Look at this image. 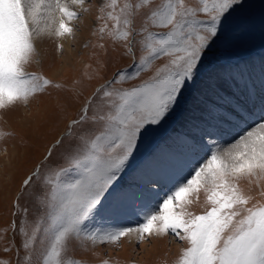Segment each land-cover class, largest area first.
<instances>
[{
  "label": "snow or ice",
  "instance_id": "1",
  "mask_svg": "<svg viewBox=\"0 0 264 264\" xmlns=\"http://www.w3.org/2000/svg\"><path fill=\"white\" fill-rule=\"evenodd\" d=\"M246 6V0H198L196 5L188 0H101L93 55L107 56L110 44L112 52L119 48L121 57L133 58L132 71L118 70L84 102L55 142L54 147L64 146L63 163L42 173L53 155L50 149L22 181L14 206L23 219L19 227L15 219L11 224L14 236L22 237V264H82L68 257L71 245L89 251L118 245L132 234L137 243L153 235L186 242L177 264H264V203L253 204L241 186L246 181L264 196V65L258 77L248 64L217 67L211 95L201 98L199 134L182 142L172 161L177 176L162 197L157 180L122 184L142 139L181 108L227 26ZM90 10V0H0V113L27 107L49 89H64L43 73L27 71L26 65L38 55V39H75V22ZM57 48L62 51L63 44ZM142 73L151 75L130 88L114 87ZM231 133L233 142L222 147L220 138ZM7 135L0 131V139ZM201 192L204 211L195 214L189 207L199 202ZM145 196L151 199L139 206L142 222L136 227L88 230L95 215L117 212ZM25 197L38 204L30 230L29 208L20 205Z\"/></svg>",
  "mask_w": 264,
  "mask_h": 264
},
{
  "label": "rangeland",
  "instance_id": "2",
  "mask_svg": "<svg viewBox=\"0 0 264 264\" xmlns=\"http://www.w3.org/2000/svg\"><path fill=\"white\" fill-rule=\"evenodd\" d=\"M92 1L95 2V5L91 4ZM188 2L196 5L198 0H188ZM246 3L245 10L233 17L227 26L225 36L218 42L215 54L210 56V62L213 61L217 67L221 63L235 64L237 61L253 65L254 57L257 58V54L260 55L264 52V0H246ZM100 4L101 0H90V7L92 8L90 12L84 13L88 19L87 24L82 23V16L81 20L75 22L77 35L75 39H69V47L63 45V50H58L57 44L62 43L60 40H56L55 42L51 41L50 47L44 48L43 53L38 55L42 58L45 57L43 60L46 62L43 70L39 69L42 61L38 57L26 65L27 71L42 72L54 82L64 85V89H49L45 94L40 95L43 99L40 100L38 95L27 107L19 106L15 111L17 114L13 112L10 116H13L10 120L14 125V130L9 129L7 116L0 114V131L10 133V135L0 139V260L7 261L9 264H22V258L26 254L21 248L22 237L18 232L14 236L11 230L14 219L17 222V227L20 226V221L23 219L21 209L14 206L17 194L21 191L22 181L42 161H45L50 149L53 151V155L51 160L46 163L45 168L41 169L42 173L47 168L63 163L59 157L64 146H54L56 140L65 133L69 122L78 117L82 105L92 96L95 89L105 83L106 80L112 79L118 70L128 69L129 72L132 71L129 66L133 64V58L131 56L121 57L122 49L119 48L117 52H112L110 44L107 56L97 57L93 55L94 52L98 51L92 47L93 44L97 43V37L92 35V31L98 23L96 16ZM139 23L138 19L137 27H139ZM82 24L85 26L84 28H82ZM85 44L89 46L85 47ZM140 55L141 53L137 50L136 59H139ZM36 60H39V63H36ZM157 63L161 62L158 61ZM209 66H211L210 63L206 70ZM206 70L200 81H205ZM149 75L151 73H142L138 79L117 84L114 87L130 88L147 79ZM89 76L92 78L89 79ZM69 89H74V91ZM188 95L189 92L186 93L185 100L189 99ZM192 109L195 107L193 106ZM190 111V105H182L165 125L154 126L155 130L142 139L123 175L122 184L125 187H135L143 185L149 180H157L160 188L168 190L172 181L170 168L173 158L164 160L161 154H155V149L160 145L169 147L171 142H174L173 139L168 138V133H171L173 129V131L176 129L184 130V125L181 126V124L184 115ZM24 115L26 116L24 117ZM199 116L200 114H197L195 118H199ZM22 117L26 119H22ZM191 131L190 134H197L195 129ZM225 137L227 136L225 135ZM228 137L224 141L227 140L230 144L233 142V136L228 135ZM67 143L68 141L65 140V145ZM13 144H15L16 149L11 151L10 148ZM241 186L245 192L253 197V204L264 203V196L260 194V188L249 185L246 181L242 182ZM160 188L158 192L159 196L162 197L165 190ZM35 191H40L38 185ZM150 199V196H145L141 201H133L117 212H103L95 215L87 222V228L92 231L117 226L136 227L138 223L142 222V217L137 215L139 206L142 203H147ZM20 205L29 208L30 230L31 222L36 219L38 214V204L32 198L25 197L20 199ZM204 207L205 195L201 192L199 202L191 205L189 210L195 214H201ZM14 212L16 213L15 216L13 215ZM39 214L42 215V213ZM155 237L153 235L141 243H137L136 236L132 241L130 237H125L120 240L118 245H98L89 251H85L76 243L70 246L67 255L69 258L80 260L82 264H100L103 259H108L112 264H177L183 249L188 247L187 243L179 241L174 236H165L162 241L156 243ZM5 247H10L11 250L5 252Z\"/></svg>",
  "mask_w": 264,
  "mask_h": 264
},
{
  "label": "bare ground",
  "instance_id": "3",
  "mask_svg": "<svg viewBox=\"0 0 264 264\" xmlns=\"http://www.w3.org/2000/svg\"><path fill=\"white\" fill-rule=\"evenodd\" d=\"M95 2L94 1H92L91 2V4H94ZM95 5V4H94ZM92 8V7H91ZM90 14V13H89ZM89 16H91V15H89ZM87 16L85 15V14H83L82 15V23H84V24H87ZM85 26L82 24V28H84ZM77 35V34H76ZM69 39L70 38H66V39H63V40H60V42L63 44V45H66L67 47H69V45H70V42H69ZM57 39H55L54 37H47V36H45V37H43V38H41V39H38L37 40V42H36V47H37V51H38V55H40V54H42L43 53V50H44V48H46V47H50V45H51V41L53 42H55ZM93 40V39H92ZM53 44V43H52ZM37 55V57L42 61V64H40L39 66V69H42L43 70V68H44V65H45V60H43V59H45V57L43 56V58H42V56L41 57H39ZM255 56V55H254ZM257 56H258V54H257ZM254 58H256V56L254 57ZM247 59V58H246ZM253 60V59H252ZM251 60V61H252ZM257 59H255L254 60V62H253V64L255 63V61H256ZM240 61H241V59H240ZM235 63V62H234ZM237 63H240V64H246V63H244V62H238L237 61ZM250 63V62H249ZM222 64V63H221ZM210 65L212 66H209L208 67V69L206 70V76H204V80L205 81H200L194 88H192L190 91H189V99H186V100H184V103H183V106H186V105H190L191 106V111L190 112H188L186 115H184V120L182 121V124H181V126L182 125H184V130H178V129H176L175 131H173L172 130V132L170 133H168V138L169 139H173L174 140V142H171V145H169V147H167V146H165V145H160V146H158L156 149H155V154H161L162 156H163V158H164V160H169V159H171V158H173L174 159V157L176 156V155H178L181 151H182V149H181V144H182V142L185 140V138H187V137H190V136H194V134H190L189 132H192L191 130L192 129H195V132L197 133L196 135H198L199 134V129L196 127V124H197V122H198V119L199 118H195V116L197 115V114H200L201 113V109H202V104H201V98H204V99H207V98H209V96L211 95V77H212V75L214 74V72H215V70L217 69V64H214L213 63V61H211L210 62ZM257 65V63L255 64V65H251V64H249V66L251 67V69H252V71L254 72V74L258 77L259 76V74H260V71H261V66L260 67H257L256 66ZM75 66V65H74ZM74 69V68H73ZM72 69V71L74 72V70ZM77 69V68H76ZM60 72H61V70H60ZM76 72V71H75ZM42 73V72H41ZM49 73V72H48ZM62 74V73H61ZM60 74V75H61ZM66 74V73H65ZM59 75V76H60ZM63 75V74H62ZM63 77V76H62ZM39 97V99L41 100V99H43L42 98V96H38ZM39 100V101H40ZM40 103H41V101H40ZM193 106L195 107V109H192L193 108ZM188 108V107H187ZM25 109V108H24ZM192 110H194L193 112H192ZM15 111H17V108L15 109V110H13V111H10V112H7V113H0L2 116L3 115H6L7 116V118H8V120H9V122H8V124H9V126H10V128L9 129H12V130H14L15 128H14V125H12V123H11V118L13 117H10L11 116V114L13 113V112H15ZM185 111V110H184ZM16 114H17V112H15ZM185 114V113H184ZM18 115H19V112H18ZM26 115H24V117H25ZM28 116V115H27ZM24 117H22V119H26V118H24ZM182 119V118H181ZM21 120V119H20ZM177 121H178V119H177ZM177 123V122H176ZM178 125V124H177ZM17 126V125H16ZM20 127V126H19ZM182 128V127H181ZM172 129V128H171ZM228 135H230V136H234L235 135V133H231V134H228ZM228 135H226L227 137H228ZM16 136H17V134H16ZM227 137H225V136H223V137H221L220 138V143L222 144L221 146L222 147H227L228 146V142H227V140H225L224 141V139L225 138H227ZM16 138V137H15ZM18 138V137H17ZM229 138V137H228ZM231 138V140H232V137H230ZM13 140H14V137H13ZM225 142V143H224ZM227 142V143H226ZM229 142H230V140H229ZM13 143H15L14 141H13ZM231 144V143H230ZM16 149V146H15V144H13V146H12V148H10V150L11 151H14ZM188 159H195V157H192L190 154L188 155V157H187ZM49 160H51V158H49ZM48 160V161H49ZM47 161V162H48ZM173 161V160H172ZM172 167L170 168V178L173 180L174 178H176V176H177V169H176V165L172 162V165H171ZM135 234H132L131 236H130V238H131V241L135 238ZM163 237H165V236H163ZM163 237H155L154 238V240L156 241V243L158 242V241H162V239H163ZM118 255V254H117ZM166 260V259H165ZM150 262V261H149ZM151 262H153V261H151ZM149 264V263H148Z\"/></svg>",
  "mask_w": 264,
  "mask_h": 264
}]
</instances>
